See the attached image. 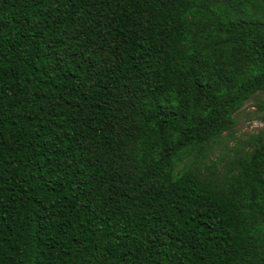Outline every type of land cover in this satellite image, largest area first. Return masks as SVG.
Instances as JSON below:
<instances>
[{"label": "trees", "instance_id": "1", "mask_svg": "<svg viewBox=\"0 0 264 264\" xmlns=\"http://www.w3.org/2000/svg\"><path fill=\"white\" fill-rule=\"evenodd\" d=\"M263 91L264 0H0V264H264Z\"/></svg>", "mask_w": 264, "mask_h": 264}, {"label": "rangeland", "instance_id": "2", "mask_svg": "<svg viewBox=\"0 0 264 264\" xmlns=\"http://www.w3.org/2000/svg\"><path fill=\"white\" fill-rule=\"evenodd\" d=\"M262 100H264V91L257 92L237 111L234 115L236 122L231 132L225 133L221 144L216 145L214 148L216 155L224 153L234 142L241 141L249 134L264 128V120L261 119L264 110L258 107V103Z\"/></svg>", "mask_w": 264, "mask_h": 264}]
</instances>
